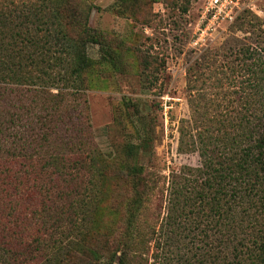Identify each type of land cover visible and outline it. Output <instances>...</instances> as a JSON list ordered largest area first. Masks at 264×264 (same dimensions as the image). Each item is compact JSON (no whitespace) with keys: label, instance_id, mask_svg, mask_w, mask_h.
I'll list each match as a JSON object with an SVG mask.
<instances>
[{"label":"trees","instance_id":"trees-1","mask_svg":"<svg viewBox=\"0 0 264 264\" xmlns=\"http://www.w3.org/2000/svg\"><path fill=\"white\" fill-rule=\"evenodd\" d=\"M74 1L54 0L48 12L40 0H0V264H62L72 250L89 252L87 264H129V243H105L102 256L80 238L98 215L102 154L79 96L103 61L87 53L89 29L73 41L61 27L60 10ZM237 25L243 35L231 39L232 58H222L226 103L192 110L182 128L181 150H197L202 166L187 168L191 179L179 174L158 236L143 219L152 183L139 156L147 143L124 145L133 196L123 227L154 242L151 264H264V18L249 11ZM60 35L69 38L47 58ZM179 229L189 242L164 263Z\"/></svg>","mask_w":264,"mask_h":264},{"label":"rangeland","instance_id":"rangeland-1","mask_svg":"<svg viewBox=\"0 0 264 264\" xmlns=\"http://www.w3.org/2000/svg\"><path fill=\"white\" fill-rule=\"evenodd\" d=\"M53 2L40 0L42 7L48 3V12ZM74 2L73 9L65 5L60 10L61 27L73 41L85 28L89 29L93 36L86 38L87 53L103 61L86 73L79 96L102 154L96 162L98 215L86 225L80 238L86 237L91 249L107 256L105 243H129V264H151L154 242L143 243L147 236L139 240L135 233L126 234L123 227L133 196L131 181L125 176L128 160L124 145L127 141L147 143L139 156L152 183L143 219L150 217L156 230L152 234L158 236L166 230L161 223L175 181L180 175L191 179V172L183 174L187 168L202 166L197 150H181V130L192 124V110L213 112L218 100L226 103L221 101L225 96L220 82L222 58H232L228 50L231 39L243 35L238 21H246L249 11L264 18V0ZM28 7V3L21 6L23 13L28 12ZM52 28L54 31L55 25ZM68 36L60 35L47 58L59 55L58 47L65 44ZM187 232L188 229L174 231L175 237L166 246L172 253L168 257L162 254L164 263L181 253L189 242ZM64 257L62 264H87L91 258L83 250H72Z\"/></svg>","mask_w":264,"mask_h":264},{"label":"built area","instance_id":"built-area-1","mask_svg":"<svg viewBox=\"0 0 264 264\" xmlns=\"http://www.w3.org/2000/svg\"><path fill=\"white\" fill-rule=\"evenodd\" d=\"M215 2H218V0H215Z\"/></svg>","mask_w":264,"mask_h":264}]
</instances>
